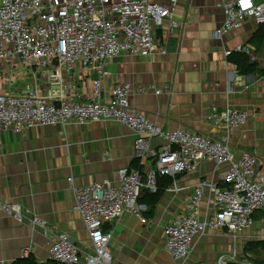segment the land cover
Returning a JSON list of instances; mask_svg holds the SVG:
<instances>
[{
	"label": "crops",
	"instance_id": "1",
	"mask_svg": "<svg viewBox=\"0 0 264 264\" xmlns=\"http://www.w3.org/2000/svg\"><path fill=\"white\" fill-rule=\"evenodd\" d=\"M174 19L180 24L176 31L171 32L167 23L157 30L165 53H120L105 62L109 75L101 81L102 100L110 99V91L118 82L157 86L162 90L160 94L151 90L130 93L131 106L165 130L183 128L213 138L221 136L219 124L208 118L213 107L245 111L247 121L231 130L229 146L237 157L242 152L254 153L257 164H264V41H250L259 23L248 19L240 28L217 37L215 30L222 25L224 16L214 0H178ZM238 48L251 49L254 59ZM235 51L245 53L254 63L252 73L240 74L229 62L228 55ZM13 68L26 82L10 80ZM94 78L93 71L77 72V94L88 96ZM44 81L35 78L32 70L0 62V93H21L36 84L41 94H48L54 87ZM133 141V131L112 120L85 124L69 120L19 133L1 132L0 201L18 203L26 218L38 217L52 232L44 233L42 228L26 220L18 222L0 210V264H59L47 258L48 246L58 233L66 234L81 256L90 253L89 235L75 209L67 178L72 177L76 186L102 180L116 182L119 168H138ZM161 144L163 141L152 139L149 145L156 150ZM222 173L221 166L203 162L195 172L177 176L180 190L164 191L141 217L123 215L115 223L104 222L102 230L111 232L109 249L114 262L174 264L164 246L163 226L183 210L197 180L208 179L223 186ZM145 193L142 191L138 199L141 205L140 198ZM211 202V195L205 191L198 208L200 219L209 211ZM252 218L253 225L235 236L222 229L196 236L183 264H215L220 255L228 264H257L264 260V250L244 252L246 244L264 239V213L255 211ZM25 249L27 257H21Z\"/></svg>",
	"mask_w": 264,
	"mask_h": 264
},
{
	"label": "built area",
	"instance_id": "2",
	"mask_svg": "<svg viewBox=\"0 0 264 264\" xmlns=\"http://www.w3.org/2000/svg\"><path fill=\"white\" fill-rule=\"evenodd\" d=\"M178 0H0V62L32 70L34 77L53 86L41 94L38 85L24 92L0 93V133H19L24 129L65 124L112 120L134 133L133 155L137 169L119 168L116 182L102 180L69 186L89 235L91 252L81 256L77 246L64 233L56 234L49 244L47 258L59 264H116L109 249L111 232H104V222H117L123 215L141 217L145 207L138 203L142 191L154 193L156 178L169 177L165 192L180 190L177 176L195 172L203 162L221 166L223 186L199 179L184 204L183 210L163 226L164 246L174 264L188 258L194 238L207 231L222 229L237 233L253 225L255 211L264 213V164H257L254 153L242 152L238 157L229 146L232 129L243 126L248 114L226 107H213L208 118L219 124L221 136L213 138L188 132L183 128L165 130L133 108L132 92L153 91L154 85L133 86L115 83L110 99L101 98V81L109 75L105 62L120 53L147 56L165 53L158 28L168 24L176 31L174 19ZM221 8L224 21L215 30L217 37L236 30L248 19L264 23V0H214ZM254 59L252 50L238 48ZM228 53V52H226ZM93 71L88 96L77 94L75 74ZM163 144L156 150L150 141ZM205 191L212 197L211 207L200 219L198 208ZM0 210L18 222L52 232L38 217L26 218L20 205L0 201ZM27 257V250L21 252ZM199 264H205L203 262ZM215 264H228L223 255Z\"/></svg>",
	"mask_w": 264,
	"mask_h": 264
},
{
	"label": "trees",
	"instance_id": "3",
	"mask_svg": "<svg viewBox=\"0 0 264 264\" xmlns=\"http://www.w3.org/2000/svg\"><path fill=\"white\" fill-rule=\"evenodd\" d=\"M250 41L254 44H258L264 41V23L258 24L257 29L253 33ZM228 60L229 62L235 65L237 72L240 74L252 73L255 69L254 63L250 62L247 56L245 55V53L243 52H239V51L230 52V54L228 55ZM170 183H171V179L169 177L159 176L156 178L157 190L154 193L147 192L140 198V201L143 202L142 205H145L144 211H146L147 208L152 207L157 203V201L160 199V197L164 192V188L167 187ZM257 249L264 250V239L246 244L244 247V252H255ZM262 263H264V260L257 262V264H262ZM229 264H239V263H229Z\"/></svg>",
	"mask_w": 264,
	"mask_h": 264
},
{
	"label": "rangeland",
	"instance_id": "4",
	"mask_svg": "<svg viewBox=\"0 0 264 264\" xmlns=\"http://www.w3.org/2000/svg\"><path fill=\"white\" fill-rule=\"evenodd\" d=\"M10 77H11L10 80L12 82H20V83L26 82V79L23 78L24 76L21 74V72H18L16 70V68L11 69V75H10Z\"/></svg>",
	"mask_w": 264,
	"mask_h": 264
}]
</instances>
